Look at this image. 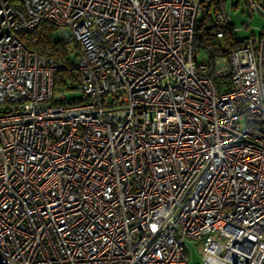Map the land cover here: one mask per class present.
<instances>
[{"label": "built area", "instance_id": "built-area-1", "mask_svg": "<svg viewBox=\"0 0 264 264\" xmlns=\"http://www.w3.org/2000/svg\"><path fill=\"white\" fill-rule=\"evenodd\" d=\"M0 0V264H260L264 26L238 37L212 0ZM247 22L264 0H245ZM208 7V9H209ZM75 42L84 102L53 103L57 59L20 34ZM202 50L203 58L197 59Z\"/></svg>", "mask_w": 264, "mask_h": 264}, {"label": "trees", "instance_id": "trees-1", "mask_svg": "<svg viewBox=\"0 0 264 264\" xmlns=\"http://www.w3.org/2000/svg\"><path fill=\"white\" fill-rule=\"evenodd\" d=\"M212 0H205L208 4L204 7L203 18L199 20L194 37L195 46H205L209 50L212 57L215 54H225L237 45V40H232L228 35L218 40L215 37L214 26L211 17L207 14L209 3ZM57 28L48 23H42L35 28L22 32L20 38L24 44L37 54L57 59L61 62V68L54 73L53 79V103L56 105H73L84 102L83 97L71 100H62L57 98L59 86L65 85V88L72 89L74 84V63L79 54L78 47L75 42H66L64 39L55 37ZM73 54V57L71 55ZM69 79L71 85L66 84Z\"/></svg>", "mask_w": 264, "mask_h": 264}, {"label": "rangeland", "instance_id": "rangeland-1", "mask_svg": "<svg viewBox=\"0 0 264 264\" xmlns=\"http://www.w3.org/2000/svg\"><path fill=\"white\" fill-rule=\"evenodd\" d=\"M233 3L237 4L234 8L231 10V17L233 20V23L236 27H241L240 30L236 31L238 37L250 35L251 31L258 32V30L264 26V17L259 15L258 13H255L251 16L250 26L248 28H242L244 23L247 22L248 16L246 11V4L245 0H232ZM229 6V0H226V7ZM207 14L211 17L213 16V4L209 7L207 10ZM203 18V14L199 15V19ZM59 30L57 29L55 32V37L60 38ZM73 57V54L71 55ZM203 58L202 50L200 49L197 53V59L201 60ZM66 84L69 86L72 83L69 79H66ZM57 98L62 100H71L74 98L82 97V94L78 88H72L67 89L65 88V85L59 86V90L57 91ZM187 252L189 254V258L191 260L192 264H198L200 262L199 253L197 251V248L195 246V241H192V243H188L187 245Z\"/></svg>", "mask_w": 264, "mask_h": 264}, {"label": "water", "instance_id": "water-1", "mask_svg": "<svg viewBox=\"0 0 264 264\" xmlns=\"http://www.w3.org/2000/svg\"><path fill=\"white\" fill-rule=\"evenodd\" d=\"M73 88H75V87H73ZM260 264H264V257H262Z\"/></svg>", "mask_w": 264, "mask_h": 264}]
</instances>
